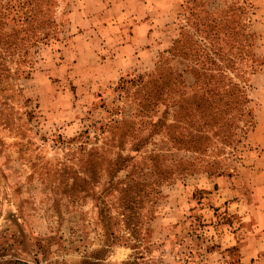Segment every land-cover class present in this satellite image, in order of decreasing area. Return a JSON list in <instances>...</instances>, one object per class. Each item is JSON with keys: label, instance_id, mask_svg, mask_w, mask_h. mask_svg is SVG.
Returning a JSON list of instances; mask_svg holds the SVG:
<instances>
[{"label": "rangeland", "instance_id": "rangeland-1", "mask_svg": "<svg viewBox=\"0 0 264 264\" xmlns=\"http://www.w3.org/2000/svg\"><path fill=\"white\" fill-rule=\"evenodd\" d=\"M0 264H264V0H0Z\"/></svg>", "mask_w": 264, "mask_h": 264}, {"label": "crops", "instance_id": "crops-1", "mask_svg": "<svg viewBox=\"0 0 264 264\" xmlns=\"http://www.w3.org/2000/svg\"><path fill=\"white\" fill-rule=\"evenodd\" d=\"M169 13H170V17H172V18L176 15L172 11H170ZM144 15H145V12H142L141 14H139L138 17L143 18V20H144L141 22V28L147 29L152 24V21L145 19L147 16H144Z\"/></svg>", "mask_w": 264, "mask_h": 264}]
</instances>
